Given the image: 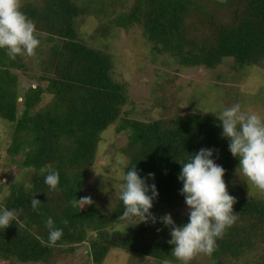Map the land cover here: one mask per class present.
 <instances>
[{
    "label": "trees",
    "instance_id": "1",
    "mask_svg": "<svg viewBox=\"0 0 264 264\" xmlns=\"http://www.w3.org/2000/svg\"><path fill=\"white\" fill-rule=\"evenodd\" d=\"M20 4L40 43L34 55L15 59L0 49V118L12 126L8 154L14 159L22 153L17 164L30 169V176L26 183L15 184L0 204L18 210L13 224L0 228V262L67 264L66 256L85 244L92 264H103L112 250L128 253L137 264L177 263L167 243L169 229L160 222L111 228L126 222L121 219L124 205L119 193L109 212L81 208L79 199L103 133L117 124V133L126 134L121 148L126 165L135 163L141 175L155 174L159 196L151 211L157 217L170 213L177 225L187 220L178 192L182 185L177 160H186L201 147H215L225 180L238 160L228 151L215 116L179 114L180 99L166 93L168 83L161 87L164 96L159 102L173 111L170 117H132L124 109L130 102L128 87L114 73L113 56L105 47L90 44L80 26L92 15L100 21L94 37H106L113 27L138 28L153 51L173 57L179 65L214 70L230 59L238 79L251 67L264 69V0H20ZM20 76L34 83L23 90ZM48 166L60 173L56 190L44 183ZM237 173L240 196H234L233 205L237 220L207 255L210 264H264V200L249 196ZM111 185L99 180L97 195L109 193ZM33 194L41 200L36 210L31 206ZM48 217L63 229L54 246L47 242Z\"/></svg>",
    "mask_w": 264,
    "mask_h": 264
},
{
    "label": "rangeland",
    "instance_id": "2",
    "mask_svg": "<svg viewBox=\"0 0 264 264\" xmlns=\"http://www.w3.org/2000/svg\"><path fill=\"white\" fill-rule=\"evenodd\" d=\"M99 22L98 18L88 16L80 26L81 34L88 39L90 44L105 47L107 52L113 56L114 73L119 80H124L128 87L130 102L124 109L130 111L132 117L155 119L170 117L173 111L165 110L164 105L161 106L159 102L164 96L161 87L167 83L165 90L168 92L166 93L180 99L177 104L179 114L197 112L215 116L211 112L204 113L200 109H214L219 114L224 107L239 103L242 110L264 115L263 68L251 67L238 80L236 73L234 74L231 70L232 61L230 59L214 70L204 67H183L173 57L153 51L138 28L126 31L113 27L106 37H94L92 32ZM33 83V80L20 76L21 89L26 90ZM49 98V95L44 96V101H48ZM20 101L21 99H19V104ZM116 129L117 124H113L102 135L95 161L89 170V180L81 196V198L90 196L93 203L83 206V202L80 201L82 208L94 206L96 209L109 212L114 206V198L119 193V186L115 184L121 181L122 169L127 163L121 151L127 143V136L123 132L117 133ZM11 144L12 126L7 120L0 118V204L15 184L26 183L30 176V169L17 164L22 161L23 154L18 153L14 159L8 154L7 149ZM245 179L243 177L246 193L251 197L264 200V191L258 190L250 182L247 184ZM99 180L115 184L111 185L109 193L105 195L101 193L102 196H98L96 192L98 186L95 184ZM237 180H239L238 175L234 169L226 175L225 182L229 193L239 197ZM125 225L126 222L115 223L111 228L124 230L131 226L125 227ZM86 251V245H80L74 254L66 256L69 262L67 264H92ZM131 261L134 262L128 253L112 250L103 264H137ZM0 264L21 263L2 261ZM147 264L158 263L151 260ZM164 264H182V262ZM189 264L210 263L206 254L199 253L192 258Z\"/></svg>",
    "mask_w": 264,
    "mask_h": 264
},
{
    "label": "clouds",
    "instance_id": "3",
    "mask_svg": "<svg viewBox=\"0 0 264 264\" xmlns=\"http://www.w3.org/2000/svg\"><path fill=\"white\" fill-rule=\"evenodd\" d=\"M35 33V25L21 10L20 0H0V49L6 50L13 59L17 55L32 56L40 43ZM200 110L215 114L221 136L228 141V151L238 160L236 174L238 169L247 184L250 182L264 191V115L242 110L239 103L224 107L219 114L214 109ZM190 154L186 160H177L181 165L177 179L182 185L178 192L184 198L187 214V220L179 225L170 213L157 217L151 211L159 196L154 173L141 175L142 170H138L135 163L130 167L126 165L119 185V199L124 205L121 219L126 221L125 227L160 222L169 229L167 243L172 246V255L182 264H189L199 253L211 255L217 240L237 220L233 210L236 198L229 193L224 179L226 170L216 162L219 150L201 147ZM44 171V183L56 190L60 183L59 171L51 166ZM35 194L31 197L33 210L41 201ZM79 200L83 206L93 203L90 196ZM17 215L16 209L0 207V228L13 224ZM46 227L47 242L54 246L62 238L63 229L56 226L52 217L46 220Z\"/></svg>",
    "mask_w": 264,
    "mask_h": 264
}]
</instances>
